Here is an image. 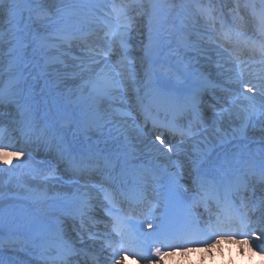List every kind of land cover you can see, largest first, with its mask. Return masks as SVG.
<instances>
[{"label": "snow or ice", "instance_id": "snow-or-ice-1", "mask_svg": "<svg viewBox=\"0 0 264 264\" xmlns=\"http://www.w3.org/2000/svg\"><path fill=\"white\" fill-rule=\"evenodd\" d=\"M105 7L97 6L91 13L82 15L68 6L56 7L54 11H50L41 3L25 6L23 0H0V14L7 17L9 26L7 32L0 31V40H6L10 46L7 54L9 78L3 86H0V104L15 105L20 114V123L29 128L35 127L30 92L22 87V83H27V77L20 71L24 51L35 44L34 51L41 54L45 67L58 66L53 67L50 73L56 81L71 80L73 82L69 89V94L74 97L76 105L71 119L75 126L73 136L80 133L91 140L89 133L95 132L99 135V139L94 144H89L85 150L73 151L67 146L63 135L58 134L55 129L42 130L54 153L49 167L43 170L42 174L45 178L54 176L58 166L63 164L65 170L71 173L73 183L80 184L81 180L84 181L83 191L77 192L75 214L80 217V228L74 237L55 228L49 229L43 235L34 236L30 240L10 236L6 241L8 246H18L38 253L44 264H73L74 260H77L79 264L80 257L85 258L83 264H88V258L93 262L96 260L95 255L90 252L89 244V240L94 239L95 234L91 233L85 220L90 203L89 183L93 174L99 175L102 179L98 183H92V189L103 193L104 199L113 206V209L117 203V195L130 204L140 202L144 195L135 187L125 190L127 188V156L134 154L137 150V145L130 143L128 133L130 130L141 133L132 113L126 109L130 89L137 83L133 61L129 59L128 54V43L134 22V17L129 14V10L132 7L143 9L144 5L139 0H134L132 5L114 3L111 11H105ZM251 8L258 30L264 33V0H261L259 11L256 10L255 5ZM149 9L143 12V15L148 18V43L144 46V57L141 63L147 81L145 86L149 88V91L142 97L137 89L135 110L143 116L145 123L151 120L153 129L157 130L151 146L160 156L170 158L169 154L178 152L179 148L168 141L164 132L158 131L159 129L163 128L173 135H179L182 141L190 139L193 151L189 159L193 168L198 171V165L206 157L207 147L213 140L225 143L238 138L246 139L248 128L256 121L264 119V77L258 76L261 83L250 86V81L244 79L243 66L234 76L229 75L227 83H234L238 87L235 90L228 87L221 88V91L227 93L230 102L224 104L218 101L220 103L218 110L213 106L215 118L208 126L201 111V96L204 91L215 89L218 85L198 72L196 89L186 95L181 104L179 96L169 89L166 81H157L153 67L148 61V55L160 35L165 33L171 35L177 32L181 47L198 53L202 51L198 43L191 41L188 37L197 32L199 17H204L210 24L215 25L216 18L213 10L210 7L197 5L195 12L185 14L182 11L177 16L179 20V29H177L176 21H171V28L166 27L169 21L162 20L163 14L159 6L151 0H149ZM24 12H27L26 20ZM33 25H36L34 31ZM28 37H31L30 41ZM219 39L223 41V44L237 48L242 43L244 47L250 44L249 41L242 42L241 33H234L223 24H221ZM254 47L252 45L253 49ZM52 50H55V55H49ZM261 51H264V46L261 47ZM241 89L244 90L241 91ZM254 90L258 92L259 99L257 96L249 95ZM146 99L147 103H145ZM161 110L165 113L163 120L160 119ZM170 111L186 118L187 124H181L176 115L169 119ZM156 141L159 143L157 144ZM9 147L14 148L15 145L8 139L5 130L0 129V162L4 165H13L14 159L19 160L25 155L23 149L4 150ZM122 157H124L123 162ZM256 157H259L258 163ZM223 164L229 165L230 172L222 179L219 187L214 189L212 198L215 199L218 209L215 222L209 220L206 228L201 227L192 207L187 206L181 217L183 226L174 233L175 239L184 244L201 239L211 240L206 251L219 247L225 239L247 245L249 243L247 238L234 240V233L231 230L233 224L239 225L238 231L242 236L250 235L258 230L260 236L264 237V198H256L255 190H253L252 197L240 207L232 201L234 194L247 190L253 181L264 185V147L256 149L255 153L251 150L247 153H237L234 167L233 162L227 159L223 161ZM13 166L19 168L21 164L16 163ZM0 170L12 171L11 168ZM177 175V173H171L166 183L161 184V187L166 189L161 193L166 201L179 199ZM197 180L202 188L204 178L198 175ZM197 180L193 183H197ZM221 191H223L222 198ZM33 198L38 201L47 199L43 192L36 193ZM242 209L259 212L255 220L256 228H253L248 212ZM112 224V231L118 237V240L108 239L106 245L113 253L110 257L112 260L120 256L121 252H131L136 255L142 254V258L151 259L153 264H163V258L167 256H175L177 252L187 255L193 251L187 247L162 251L161 247L154 244L146 246L137 234V226L131 223L130 215H115L112 217ZM142 224L139 226V233L144 236L152 235L143 233ZM147 226L160 228V225H153L150 222ZM160 234L163 233H158ZM213 237L216 238L213 239ZM77 244L84 247L78 248ZM0 246L4 244L0 243ZM103 247L102 245V249ZM261 250L264 251V249ZM125 259L126 256H121L116 264H124Z\"/></svg>", "mask_w": 264, "mask_h": 264}, {"label": "rangeland", "instance_id": "rangeland-1", "mask_svg": "<svg viewBox=\"0 0 264 264\" xmlns=\"http://www.w3.org/2000/svg\"><path fill=\"white\" fill-rule=\"evenodd\" d=\"M139 2L143 3V9L132 7L129 10V14L134 17V22L133 30L130 34L128 43V54L129 59L133 61V70L137 83L130 89L128 100L126 102V109L132 113V117L135 119L136 125L141 129V132L145 134L146 127H144L142 122L139 121L138 117L140 116L135 110V99L137 89L139 90V93L142 97L145 96V93L149 91V88L145 86L147 82L143 69L141 68V63L142 58L144 57V46L148 43V18L147 16L143 15V12L150 9L149 0H139ZM151 2L159 6V9L163 14L162 20L169 21V24L166 26L168 28H171V21H176L177 29H179V20H177L178 14H180L182 11L185 14L195 12L196 6L200 5L204 7H210L214 12L221 10V14L223 13L224 17L232 22V25L234 23L244 24V27L248 28V31H252V33L257 34V36H264V33H261L258 30L257 22L252 15L251 8L252 5H255L256 10L259 11L261 8V0H151ZM23 3L25 6L41 3L50 11H54L56 7L63 8L68 6L71 10L80 12L82 15H87L91 13L97 6H106L105 11H111V7L114 3L117 5L121 3L132 5L134 0H23ZM24 18L25 20L27 19V12H24ZM202 18L203 17L198 18L197 32L190 35L188 39L191 41L196 40L199 43L201 41L204 43H207L208 41L212 42L210 37L212 34H214V26L209 22L208 24L201 23L200 20L202 21ZM8 27L7 17L3 14H0V31L7 32ZM35 27L36 25H33V31L35 30ZM41 31H43V29H41ZM247 34L249 35V33ZM178 39V32L171 35H168L167 33L160 35L149 51L148 61L152 63V67L155 69L157 74H170V72H173L171 76L157 79V81H166L168 86H175L180 91H182L184 87L186 88L183 90H188L194 84L192 80L195 69L193 60L196 61L195 57L198 55L194 52H189L190 49L188 48L181 47L178 43ZM30 40L31 37H28V41ZM221 42L223 41H220V43ZM9 47L10 46L6 40H0V86H3L9 78V74L7 72L9 59L7 54L9 52ZM213 47H215L214 51L216 54L210 50L209 54L220 55L219 53L225 51L223 46L219 44H213ZM220 47L223 51L220 49ZM34 48L35 44L24 51V59L20 68V71L23 72L25 77H27V83H22V87L25 89V91L30 92V105L34 114V124L39 127H42L43 125L51 128L53 127V129H55L58 134L63 135L65 142L70 141L71 143L72 141L76 145H83L85 141L87 144H89V142H96V136L99 135L95 132L88 134L91 137V140L80 133H77L75 137L73 136V133L75 132V126L71 122V119L74 114V110H76V105L74 103V97L69 94V89L72 87L73 82L69 81L66 85L64 82L56 81L55 77L50 73H52L53 67L58 66L49 65L48 67H45L44 61L41 59V54L39 52H35ZM73 50L75 51V48ZM235 52L236 51H231V55H240V57H238L239 60L247 59L248 55L243 51H238L237 54ZM227 53L229 54V50ZM49 55H55V50H52ZM260 56L263 57L260 59H253L256 60V62L247 65L249 68L256 67L258 69V71L254 73L257 74V76L264 75V51H261ZM233 57L235 58L236 56ZM160 58H163V64L157 63ZM172 59H175L176 63H170ZM202 60L204 61L205 59ZM25 65H27V67H25ZM16 74L19 75V73ZM223 99L224 98H222L221 102L224 101ZM131 106L132 109H130ZM20 119V114L17 111L15 105L0 104V126H2L0 129L17 133L18 130L15 128L13 129V127H26L20 123ZM263 121V119L256 121L255 127L264 129ZM153 136L155 138V133H153ZM17 138L18 137L15 134L9 139L11 140L12 144L16 145L15 141ZM131 139L133 143L131 141L130 143L137 145L138 148L143 150L142 142H135L133 137H131ZM231 142L240 143L243 147L246 146V143H242L243 141L239 139ZM221 150V147H216L213 150V153L215 152L216 154ZM36 158H32V160L29 162L32 164L40 162L39 159H37L38 161H35ZM209 158L216 160L215 158L217 157H212V155H210ZM29 162L23 164L22 162L15 161L13 165L20 163L21 167L16 168L13 165L6 167L11 168L12 171H7L8 179L7 182L5 181L6 185L3 182H0V186L5 188V192L0 194V233L5 230L8 232H17V229H19V226H17V219L15 217L13 218L5 215L9 213L8 209H15L13 206L23 202L22 196L19 193L20 190L17 191V193H9L8 187L14 186L16 190L19 188L25 189L26 184L25 180H23V177L26 175H30V177H33V179H43V177L39 176L40 171H30L29 168H24L29 164ZM43 165L44 162L41 161L39 166L40 169H44L45 166ZM4 172L5 171H2V173ZM47 204L49 203H45L46 208ZM24 206L31 213H36L39 209V206H35L32 211V208L26 203H24ZM3 218H5V220H3Z\"/></svg>", "mask_w": 264, "mask_h": 264}, {"label": "bare ground", "instance_id": "bare-ground-1", "mask_svg": "<svg viewBox=\"0 0 264 264\" xmlns=\"http://www.w3.org/2000/svg\"><path fill=\"white\" fill-rule=\"evenodd\" d=\"M215 18L219 20L220 16L218 15ZM201 23L203 22L201 21ZM216 27H217L216 32L219 34L221 26L218 27L216 24ZM247 40L248 39L246 37V41ZM194 41L197 42L196 40ZM255 41H256V44H250V45H254V46L261 45L264 43V38L261 37V39L259 40L255 39ZM197 43H198L199 48L202 49V51L198 53V52L191 50V52L196 53L198 55L197 57H199L197 58V61L195 62V70H194L195 83H196L197 73L199 72V73H202L204 77L210 79L215 84H217L218 87L216 88H219L221 90L222 87H228V88L234 87V90H235L238 86L234 83L233 85L228 84L227 80H228L229 75L234 76L236 73H238L240 71L241 66H243L245 69L244 79L250 81V86L255 85L257 83H261V80L259 82L254 76H250L251 74H254L258 69L256 67H253V68L247 67V65L255 63L256 60L248 59L250 60V63L248 64H245L244 62L241 63L243 60H237V58H233V59L230 58L227 55V52L223 51L221 47L220 49L223 52L219 53L220 55L209 54V50L216 54V52L214 51L215 47L211 46L213 44H216L215 39L211 43H207V44L204 43L203 41H201L200 43L199 42ZM258 48L260 49L261 47H258ZM238 49L241 50L240 48ZM200 56H203L204 58H200ZM202 59H205V60L203 61ZM256 59H260V58H256ZM69 81L71 80H66L64 81V83L67 85ZM243 90L244 89H241V91ZM211 91L212 90H210V92L208 93L211 94ZM249 95L257 96V99H259V95L256 90H254L253 92H250ZM184 97L185 96L179 97V101L182 102L184 100ZM212 102L213 101H209V104L211 105L218 104V103H215V102L212 103ZM202 108L206 110L205 107H202ZM207 114L211 116L209 119H205V122L207 123L209 120L210 125H211L212 120L215 118L213 108H212V111L210 110ZM177 116L179 115L177 114ZM164 118H165V113L164 111L161 110L160 119L163 120ZM168 118L170 119L172 118V116L168 115ZM186 121L187 119H184V122ZM18 129L19 127L17 128V130ZM37 129L38 127H34L32 128V130L29 129L28 127H20L17 133H14L12 131H7V135H6L7 137L10 134H14V135L16 134L19 137V142H17L18 144L17 146L19 147L21 143V146L19 147V149H23L25 152V155L20 157L19 160L14 159L13 164L15 161L22 162L23 164L28 163L29 161L32 160V157H35V156L37 157V159H40L42 162H45L48 165H49L48 161L49 160L52 161L54 153L49 152L50 147L48 145L47 139L44 140L47 144H38L37 140H35L32 137L33 133L42 132L41 130H37ZM147 130H148L149 136H147L143 132L137 133L135 130H130L128 133L129 137L131 136L135 139V142H139V143L142 142L143 144L142 149L144 151L137 147L136 152L141 154L142 156H146V158L143 159L145 163H149L151 161L159 162L158 168L160 170H171L174 173H177L180 178H185L187 182L188 181L191 182L197 179V176L195 175L194 172L190 173L189 176L187 175V170L193 168L191 160L189 159L193 151L192 143L190 139H185L181 141V143H179L176 140L177 142L176 146L179 148V151L170 153L169 154L170 158H169L165 156H160L155 151V149L152 148L151 144H152V141L155 140L153 136V133H155V130L153 129L152 125L150 127H146V131ZM167 134L170 136V133L168 131H167ZM167 134H164V135L166 136ZM138 136H139V139H137ZM176 136L177 135H173V138ZM131 137H130V141L132 142ZM246 137H247L246 139L238 138L239 140L243 141L242 143H246L245 147H243L240 143H236V142L232 143L231 141H229L225 143H220L216 140H213L212 143L208 145L207 155L203 160H206L207 158H209V156L213 154V150L216 147H221L222 150L214 155H218V158H222V161L227 159L228 161L233 162L232 166L234 167V160H235L237 153H241V152L247 153L249 150L255 153L256 149L264 147V140H262V138H264V129L255 127V123L253 126H250L248 128ZM96 139L98 140L99 136H96ZM167 140L170 141L168 137H167ZM156 143L158 144L159 142L156 141ZM88 145L89 144L81 145V147L86 149ZM30 149L34 151L33 154L25 151V150L28 151ZM15 150H17V148H14L11 150L6 149L5 151H15ZM256 160L258 163L259 157H256ZM202 161L200 163H202ZM220 163L221 164H219V161H218L217 164L219 165H214L210 168H205V167L202 168L200 166L198 169L203 170V173H200L199 176L203 175L205 177V178L203 177L204 181L206 182L208 181L207 178H210L212 176V173H214L216 176H223V175L226 176L227 174H229L230 172L229 165H225L223 164V162H220ZM29 164L34 166V164L32 163H29ZM8 166H11V165H4L3 163L1 164L0 162V168H6ZM24 168H28V167L25 166ZM70 178H73L71 173L66 171L65 166L61 164L58 166V170L54 176H51V177H48L42 180L33 179V177H30V175L24 176L23 180H25V184H26L25 189L19 188L18 190H16L14 186L8 187L9 193H17V191L20 190L19 193L23 197L22 199H26L24 202L27 205L33 202L34 205L39 206V209L37 210L36 213H31L24 206V204H17L13 206L15 207V209H8L9 213L5 216L13 217V218L15 217L17 219V222L19 223V224L17 223V226H19V229H17V232H8L7 230H5L0 233V243L4 244V246H0V264H34L32 262H29L30 258H32L30 253H27L26 251H24V249L18 246H8L6 241L8 240L10 236H14L18 239H21L19 236H24V238L26 236L34 237L35 231H32V230H36L39 224L41 223V221L50 218L49 216H52L56 221H60L61 223H64L63 231L65 232L66 235H72V236L76 235L74 233L77 230H79L80 227L77 226L76 222L73 223V220L70 221L71 217L69 214H67L69 213V210L62 211L59 206H56L58 208V212H57L49 204H47V208L45 206V203L47 202L50 203L51 201L53 204H57L59 203L60 200H65L66 196L70 194H72L73 196H76L78 190L75 191L74 186L76 187L78 185L79 186L78 189L80 191H83L82 185L84 181L81 180L80 184L74 183V185H69L67 184V180H69ZM7 179H8L7 171H5L4 173L0 171V182H3L5 184V181L7 182ZM92 181H98V180L92 179ZM90 187H91V184L89 183L90 198L95 200L96 197L93 195V191H91ZM253 190H255L256 198H264V185H262L258 181H253L252 184H250V186L248 187V189L244 190L246 195H244V193L242 195L240 192L237 194L240 197L248 196V198H251L253 195ZM4 192H5V188L0 186V194ZM39 192L45 193L47 199L43 201L35 200L33 197L36 193H39ZM220 196L223 197V191L220 192ZM73 202L76 205V202L75 201ZM91 204H93L92 209L94 211L95 204L94 202H91ZM251 211L252 210H249L247 212H251ZM252 214H253L252 226L254 227V225H256L255 220H256V217L259 216V212L252 211ZM3 220H5V218H3ZM45 232L46 231H42L40 232V234L43 235ZM255 233L258 235V240L264 239L263 237L260 236L259 231ZM205 249L206 248H203L198 251L196 250L193 252H189L187 255H181L180 258H177L176 260H174V262H171V264H240L245 261V253L248 252L250 254L252 252V247L250 245L248 244L242 245V244L235 243L229 240H224V241L222 240L220 246L217 248H212L207 251ZM166 262L167 264H169L170 261L166 260ZM261 264H264V263H261Z\"/></svg>", "mask_w": 264, "mask_h": 264}]
</instances>
